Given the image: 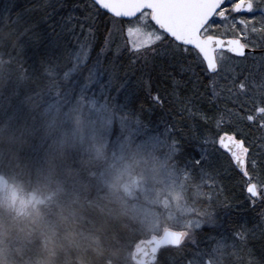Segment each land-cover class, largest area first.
<instances>
[{
  "label": "snow or ice",
  "instance_id": "1",
  "mask_svg": "<svg viewBox=\"0 0 264 264\" xmlns=\"http://www.w3.org/2000/svg\"><path fill=\"white\" fill-rule=\"evenodd\" d=\"M30 2L15 20L9 14L8 24L0 27V77L14 80L8 98L19 100L17 112L9 118H17L24 104L31 103L49 126L65 135L73 121L93 134L99 124L106 128L100 133L105 146L131 145L137 153L162 162L168 180L166 188L156 192L154 207L157 215L163 209L170 223L142 233L136 243L147 244L149 250L136 249L143 256L138 264H177L165 253L179 252L188 242L197 244L195 230L205 225L220 237L217 247L222 246L225 255L215 260L198 248L195 261L242 264L229 249L243 248L252 255L248 245L255 234L249 239L243 230L227 228L231 213L221 217L208 211L213 198L201 189L215 188L221 162L226 161L228 170L241 176L253 204L255 198H264L259 190L264 180L254 175L258 162L249 139L252 130L264 132V74L257 78L241 70L223 77L230 79L223 91L217 85L227 59L246 57L264 43V0H87L82 18L71 15L81 8L74 0H63L59 10L41 0ZM19 55L25 56L31 72L18 73L13 67ZM169 89L192 121L189 131L204 139L196 148L185 131L187 125L156 119ZM222 96L232 107L219 106ZM136 100H141L139 111ZM202 127L207 135L200 133ZM142 191L150 190L145 186ZM193 192L196 197L190 195ZM204 195L207 201L200 199ZM138 198L139 193L133 197Z\"/></svg>",
  "mask_w": 264,
  "mask_h": 264
},
{
  "label": "trees",
  "instance_id": "2",
  "mask_svg": "<svg viewBox=\"0 0 264 264\" xmlns=\"http://www.w3.org/2000/svg\"><path fill=\"white\" fill-rule=\"evenodd\" d=\"M41 2L53 4L59 10L63 0ZM74 2L81 3V8L71 15L82 18L83 4L87 0ZM30 6V0H0V27L8 24L9 14L15 20L18 11ZM63 15L71 29L73 24L67 19V10H64ZM79 31L76 26V32ZM70 39L74 41L75 37ZM255 50L260 52L252 57L262 55L264 43L257 44ZM92 55L95 56V53ZM18 60L19 63L13 66L18 73L32 70L24 55H19ZM261 74H264V64L254 75L259 78ZM226 86H230V81H221L218 91H223ZM14 87V80L8 82L0 77V176L20 190L31 192L40 202L25 213L18 214L10 211L0 199V264H135L131 257L132 251L142 233L148 231L136 214V209H130L132 205L126 204V199L118 191L106 185L108 183L103 178L105 163L99 160L92 149L84 147L75 130H71L75 121L70 124L65 135L49 126L47 119L42 118L31 103H25L17 118L10 119L17 112L19 103L15 97L8 98ZM161 94L164 95L163 91ZM23 98L24 89L21 88L20 99ZM134 103L139 111L141 100ZM217 103L221 108L232 107L223 96ZM181 107L169 89L163 107L156 109V119L163 117L178 126L187 125L185 131L191 136L193 148H196L204 143V139L194 134V131H189L192 121L187 119L188 113L181 112ZM203 107H208L206 101ZM115 130L116 135H119L118 119ZM200 133L207 135V129L202 127ZM124 134L127 135V132ZM116 135L111 139H115ZM249 139L254 141L252 154L258 162L254 175L264 180V132L252 130ZM205 147L211 151L210 145ZM109 148L110 145L106 148L107 154ZM229 174L230 183L239 182L241 185L239 196L243 207L236 213V219L232 220L233 223L236 220L234 226L228 220L226 227L241 231L238 216L250 214L254 218L252 224L264 232V198L258 197L253 204L245 192L246 184L241 176L230 170ZM219 179L221 182L225 180L223 176ZM188 183L191 185V178ZM259 190L264 192V185ZM201 191L207 194L210 189L204 187ZM194 234L197 244L188 242L181 251L172 249L165 255L174 258L177 264H189L190 260L198 264L194 255L198 248L213 258L221 252L217 247L220 237L207 225L195 230ZM259 246L258 256L261 257L264 256L261 253L264 242Z\"/></svg>",
  "mask_w": 264,
  "mask_h": 264
},
{
  "label": "rangeland",
  "instance_id": "3",
  "mask_svg": "<svg viewBox=\"0 0 264 264\" xmlns=\"http://www.w3.org/2000/svg\"><path fill=\"white\" fill-rule=\"evenodd\" d=\"M246 57L247 58L241 60L235 57L227 59L222 64L220 78L217 79V85L225 80L223 77H232L241 70H243L246 75L249 72L256 74L264 64L263 54L256 57L247 55ZM225 81H230V79ZM104 128L98 124L96 126V133L93 134L86 125L75 124L71 130H75L79 141L84 147L92 149V151L99 156V160L103 164L105 163V167L103 168L106 173L103 174L105 175L103 178H105V181L108 183L106 185L118 191L121 197L126 199L124 202L132 205L130 209H136V214H138L142 224L147 228L148 232L168 226L170 222L166 218L163 209H161L159 215H157V210L154 207L156 192L164 190L168 180L167 172L164 167H162V162L152 156L137 153L133 146L127 144L123 145V148H121L119 144L110 145L107 154V146L104 145V141L100 135V133L106 132V128ZM82 137L83 140L81 139ZM115 140L116 138L113 139V141ZM101 156L104 157L101 158ZM221 163L223 167L219 169V175L215 180L216 186L214 189H210V191L207 192L211 193L213 198V207L208 208V211L219 213L221 217L224 216L226 211L230 212L231 216L228 217L227 220H229V224L233 227L236 220L234 223L232 220L236 219V213L241 211L243 207V202L239 196L241 185L239 182H229L228 178L230 174L227 163L225 161ZM168 167H171V165L169 164ZM220 176L224 177V182L220 181ZM180 179L183 180L184 176L181 175ZM227 179L228 181H226ZM145 186L150 190L147 194L142 191ZM129 192L132 193V196L129 195ZM137 193H139V198L133 199ZM190 195L193 197L197 196L195 192L190 193ZM0 199L8 206L7 208L10 211H14L18 214L25 213L40 202V199L34 194L31 192H24L18 187L9 184L2 176H0ZM200 199L207 201L208 195ZM206 206L207 205H205V207ZM171 210L175 211L174 208ZM253 219L254 218L250 214H240L237 218L246 238L251 239L252 234H255V239L248 245V248L252 250L253 254L248 255L243 248L229 249L233 259L242 262V264H259V261L264 259V256H258L260 249L259 244L264 242V235H262L264 232H260L257 226L252 224L254 221ZM231 243L232 241H229V244ZM218 249H220L221 252L214 256L216 260H220V258L225 255V249L222 246Z\"/></svg>",
  "mask_w": 264,
  "mask_h": 264
},
{
  "label": "water",
  "instance_id": "4",
  "mask_svg": "<svg viewBox=\"0 0 264 264\" xmlns=\"http://www.w3.org/2000/svg\"><path fill=\"white\" fill-rule=\"evenodd\" d=\"M260 51H257V50H250L247 52L246 55H256L258 54ZM231 55V54H230ZM237 58H242V57H237ZM246 194L249 196V194L247 193V191L245 190ZM257 198H255L256 200ZM137 248H143L145 251H148V246L147 244H140L138 247H136L134 250H133V253H132V261L135 263V264H138L139 261H141L143 259V256L138 253L136 251Z\"/></svg>",
  "mask_w": 264,
  "mask_h": 264
},
{
  "label": "bare ground",
  "instance_id": "5",
  "mask_svg": "<svg viewBox=\"0 0 264 264\" xmlns=\"http://www.w3.org/2000/svg\"><path fill=\"white\" fill-rule=\"evenodd\" d=\"M262 53L264 54V51H263V50H262ZM31 71H32V70H29L28 72H31ZM139 245H140V244H137V245L135 246V248L138 247ZM135 248H134V249H135Z\"/></svg>",
  "mask_w": 264,
  "mask_h": 264
},
{
  "label": "flooded vegetation",
  "instance_id": "6",
  "mask_svg": "<svg viewBox=\"0 0 264 264\" xmlns=\"http://www.w3.org/2000/svg\"><path fill=\"white\" fill-rule=\"evenodd\" d=\"M261 54H263V53H261ZM244 58V57H243Z\"/></svg>",
  "mask_w": 264,
  "mask_h": 264
}]
</instances>
